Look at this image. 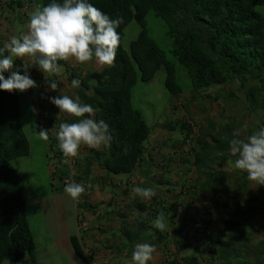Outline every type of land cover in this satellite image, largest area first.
Listing matches in <instances>:
<instances>
[{
    "label": "rangeland",
    "instance_id": "obj_1",
    "mask_svg": "<svg viewBox=\"0 0 264 264\" xmlns=\"http://www.w3.org/2000/svg\"><path fill=\"white\" fill-rule=\"evenodd\" d=\"M35 1L41 4V0ZM257 11L264 15V3L257 6ZM146 25L166 59L175 63L177 79L184 91L177 97L169 92L165 84V65L159 68L150 81L139 78L132 90L134 107L142 112L151 127L150 137L144 145L143 161L163 162L162 167L167 163H174L170 170L175 169L177 178L173 184L176 188L165 189L159 196L162 202L167 203L168 208L163 211L167 225L165 231L153 227L152 221L159 214L154 215L147 208L138 209L136 200H142L137 199L130 190L129 216L125 220L134 243H130L129 264L137 243L155 246L156 252L148 264H172L176 259L184 262L182 259L190 255H196L202 264H264V215L240 219V225L234 229V233L232 229H225L217 222L218 206L224 200L233 205L237 199L241 200L251 193L264 195V185L258 186L247 178L244 179L243 171L228 163H234L236 156H232L230 152L217 153L211 163L217 176L213 185L205 190L200 184L206 180V171L209 169L199 168L195 164L198 142L202 137L206 136L210 141L218 133L228 137L239 129V138L244 139L260 130L255 125L262 123L264 110L254 106L245 94L250 85L259 84L260 80L252 79L245 85L236 82L212 85L193 91L186 67L177 62L172 53L174 38L168 34L169 26L166 21L154 10H149ZM141 29L136 20L125 27L123 46L127 51L130 52L131 42L137 38ZM14 63L20 73L24 74V69L17 60ZM28 74L37 84L46 81L42 71L32 75L28 69ZM53 77L61 80L59 74ZM34 89L36 88L24 92L18 90L21 121L31 150L29 155L14 158L12 164L25 181V209L38 249L39 263L86 264L75 252L71 242L72 235L80 239L78 215L83 204L74 201L64 191L68 183L66 177L69 165L62 162L63 155L57 151V142L52 136L49 120L40 109L41 101H36L37 92ZM41 129H48V141L38 138L37 133ZM188 129H191L188 137L191 144L185 137ZM80 161V156L71 160L76 178L83 182L79 178ZM170 170L167 168L165 173L168 179ZM158 183L159 179L156 178L155 184ZM165 184L164 188L172 186L169 181ZM138 220L146 225V229L141 230L139 239L134 233L138 231ZM206 221L210 222V226ZM158 231L162 233L164 241H158ZM170 232L172 237L168 238ZM89 235L93 237L96 234ZM177 241L184 244L181 250H178ZM82 242L90 263L98 264L91 245L83 239ZM4 264L21 263L15 261L13 255H9Z\"/></svg>",
    "mask_w": 264,
    "mask_h": 264
},
{
    "label": "trees",
    "instance_id": "obj_2",
    "mask_svg": "<svg viewBox=\"0 0 264 264\" xmlns=\"http://www.w3.org/2000/svg\"><path fill=\"white\" fill-rule=\"evenodd\" d=\"M50 2L52 0H41L40 5ZM58 2L62 3L63 0ZM88 2L113 19L123 18V23L117 29L121 39L114 66L84 76L69 70L67 78L70 85L73 79L80 81L76 88L80 102L91 104L96 109L95 119H103L109 125L113 140L110 146H106L103 156L98 152L101 166L109 172L131 173L141 163L144 145L151 134V127L142 112L133 105L132 90L138 79L150 81L165 65V84L169 92L177 97L184 91L177 79L175 63L166 59L158 42L149 34L146 25L149 10H154L168 24V34L174 38L172 53L176 61L186 67L193 91L233 82L245 85L252 79H259V84L250 85L245 94L254 106L264 110V15L257 11V6L263 4L264 0ZM133 20L142 29L131 42L129 52L123 46V38L125 27ZM3 43L0 40V47ZM18 69L14 67L13 70ZM40 71L33 66L31 73L33 75ZM9 75L8 71L4 73L5 78ZM89 91L92 92L91 96L87 95ZM36 97V101L40 102V95ZM255 127L264 128V119ZM190 131L188 129L185 135L187 139H190ZM232 138L218 133L210 141L206 136L199 139L195 164L199 168L209 169L206 180L200 184L202 189L213 185L217 172L211 163L217 153L230 152L229 141ZM125 147L127 153L124 152ZM30 150L31 145L21 121L18 90L9 92L0 89V264H4L9 255H13L15 261L21 264H39L25 209L24 179L12 164L14 158L29 155ZM242 176L247 178V173L242 172ZM136 205L140 210L145 208L139 200ZM218 208L217 222L234 233L240 219L264 215V195L251 193L241 200L237 199L233 205L224 200ZM206 223L210 226L209 221ZM137 224L138 231L134 233L139 239L146 225L142 220H138ZM123 226L124 234L128 235L131 244L134 243L131 230ZM158 235V241H163L160 231ZM71 242L78 256L86 264H91L82 239L72 235ZM177 244L178 250L184 247L178 241ZM182 261L176 259L172 264H202L196 255L186 256Z\"/></svg>",
    "mask_w": 264,
    "mask_h": 264
},
{
    "label": "clouds",
    "instance_id": "obj_3",
    "mask_svg": "<svg viewBox=\"0 0 264 264\" xmlns=\"http://www.w3.org/2000/svg\"><path fill=\"white\" fill-rule=\"evenodd\" d=\"M28 15L27 31L11 36L0 47V89L24 92L37 87V82L28 74L32 66H37L44 73L51 90L58 88L57 80L52 77L60 72L59 61L74 60L81 65L94 61L101 69L114 66L121 39L117 29L123 23L122 17L113 19L88 0H63L62 3L52 0L47 5L37 4ZM17 59L24 61V74L13 70ZM6 71L10 72L7 78L4 76ZM79 85L80 81L73 79L70 87ZM87 95L91 96L92 92ZM47 98L59 109L57 119L61 114L79 118L75 122H61L54 132L63 154V164H70L82 145L97 151L110 146L113 136L109 125L103 119H94L96 109L91 104L81 103L78 95L75 98L69 95ZM33 111L36 110L33 108ZM37 135L43 141L49 140L48 129H41ZM240 136L241 131L237 129L229 141L230 153L237 158L234 163H228L246 172L249 181L264 185V128L244 139ZM127 151L125 147L124 152ZM64 191L74 201H79L86 186L71 182L65 185ZM131 191L142 201H150L156 195L151 187L134 186ZM152 225L160 231L166 230L163 212L152 221ZM155 252L154 245L137 243L130 264H148Z\"/></svg>",
    "mask_w": 264,
    "mask_h": 264
},
{
    "label": "crops",
    "instance_id": "obj_4",
    "mask_svg": "<svg viewBox=\"0 0 264 264\" xmlns=\"http://www.w3.org/2000/svg\"><path fill=\"white\" fill-rule=\"evenodd\" d=\"M36 5L37 2L35 0H0V40L5 42L11 36H19L22 32L27 31L28 14ZM17 63L22 67L24 61L17 59ZM58 63L60 65L59 75L61 76L60 81L55 78L58 82V88L51 90L47 82L44 81L39 82L34 90L37 92L36 95H40L42 112L49 120L52 136L57 142L56 147L59 149L58 141L54 135V132L58 130L59 124L70 120L75 122L79 118L61 114L57 119L59 109L47 97L69 95L75 98L77 89L71 88L67 80L69 70L84 76L91 72H100L107 67L101 69L94 61L84 65L78 64L74 60L60 61ZM32 68L33 66L29 68V73ZM52 78L49 77V80ZM58 149L57 151L62 154ZM98 152H101V156H103L106 153V146L102 150L97 151L82 145L78 154L82 163L79 178L83 183H87L85 184V201L82 203L83 207L80 211L84 223L80 227V238L91 245L98 264H129L130 239L127 234H124L123 225L128 226L125 219L129 216L132 185L151 187L156 191V195L150 201L143 200L141 202L144 203L145 208L151 209L154 215L167 211V203L162 202L159 196L165 189L175 187L173 185L175 184L174 180L177 178L175 169L170 170L175 164L167 163L169 166L165 164L162 167L163 162H150L142 159L141 163L131 173H112L101 166ZM167 168L170 170L169 179L165 176ZM61 174L64 173L62 172ZM156 178L159 179L158 184H155ZM168 181L172 186L168 185L164 188L166 186L165 183ZM89 184L91 185L90 188L87 187ZM135 197L140 199L139 196ZM90 233L96 235L91 237ZM167 237L171 238L172 233L170 232ZM37 257L39 262V253H37Z\"/></svg>",
    "mask_w": 264,
    "mask_h": 264
},
{
    "label": "built area",
    "instance_id": "obj_5",
    "mask_svg": "<svg viewBox=\"0 0 264 264\" xmlns=\"http://www.w3.org/2000/svg\"><path fill=\"white\" fill-rule=\"evenodd\" d=\"M188 142H190V140L188 139ZM58 149V148H57ZM59 150V149H58ZM73 160V159H72ZM75 162V161H74ZM69 167L68 168V177H66V182L68 183H71V182H75V183H83V182H79V180L76 178V172H75V168L72 167V162L70 164H68ZM85 184V183H83ZM86 186V185H85ZM85 194H86V191L84 194H82L81 198L79 201H77V203H83L85 201ZM78 219H79V224H80V227L84 225L83 221H82V218H81V215H80V212H79V215H78Z\"/></svg>",
    "mask_w": 264,
    "mask_h": 264
}]
</instances>
